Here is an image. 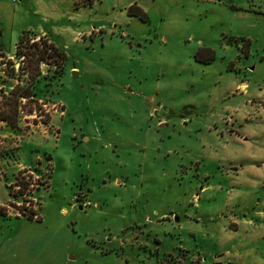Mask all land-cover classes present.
<instances>
[{
  "label": "rangeland",
  "instance_id": "obj_1",
  "mask_svg": "<svg viewBox=\"0 0 264 264\" xmlns=\"http://www.w3.org/2000/svg\"><path fill=\"white\" fill-rule=\"evenodd\" d=\"M79 2L0 0V264L264 259V0Z\"/></svg>",
  "mask_w": 264,
  "mask_h": 264
},
{
  "label": "trees",
  "instance_id": "obj_2",
  "mask_svg": "<svg viewBox=\"0 0 264 264\" xmlns=\"http://www.w3.org/2000/svg\"><path fill=\"white\" fill-rule=\"evenodd\" d=\"M95 0H80V5H93ZM131 16H140L143 19L147 18V14L142 10V8L134 5L130 8ZM50 38H37V35L31 32H24L20 37V40L17 44V50L15 54V58L19 60V70L16 68V63L11 62L12 68L11 70H4L6 75L9 78H15L19 80V73L23 71V65H25V61H27L29 67H31L33 73L32 78L35 79L33 81V90H29L28 94H23L21 97H38L41 99L40 93L37 91L36 83L40 81L43 77L51 78V74L49 73L46 76H43L40 71L41 64H48L50 66L56 67V74L60 75L64 70V63L66 59V54L64 51L60 50L58 47L54 45V43L49 40ZM27 59V60H26ZM4 63V62H3ZM10 63V62H9ZM18 105V103H17ZM9 115H0L1 120L8 122L12 125H16L18 123V109H13L9 112ZM12 114V115H11Z\"/></svg>",
  "mask_w": 264,
  "mask_h": 264
},
{
  "label": "crops",
  "instance_id": "obj_3",
  "mask_svg": "<svg viewBox=\"0 0 264 264\" xmlns=\"http://www.w3.org/2000/svg\"><path fill=\"white\" fill-rule=\"evenodd\" d=\"M34 34L37 35L38 39L41 37L50 38L49 34H47L45 31L42 33L34 32ZM16 50H17V45H16V49L14 50V52L11 53L8 51L7 55L8 56L12 55L13 57H15ZM250 174L254 175L255 177L259 175V173H257L256 171L250 172ZM256 216H260V212H257ZM261 219H264V218H261ZM238 223H239V226L241 227V226H250L252 222L244 218V219H240ZM218 264H264V259L263 257H260V258L257 257L256 252L253 250H246V252L239 251V252H235V254L231 253L230 251H224L222 257L219 258Z\"/></svg>",
  "mask_w": 264,
  "mask_h": 264
}]
</instances>
